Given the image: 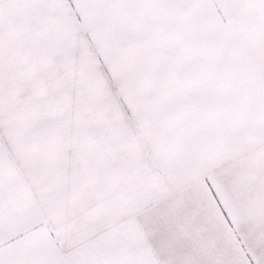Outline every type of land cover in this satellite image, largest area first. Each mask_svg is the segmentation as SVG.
<instances>
[{"label":"snow or ice","instance_id":"6c2138e0","mask_svg":"<svg viewBox=\"0 0 264 264\" xmlns=\"http://www.w3.org/2000/svg\"><path fill=\"white\" fill-rule=\"evenodd\" d=\"M0 264H264V0H0Z\"/></svg>","mask_w":264,"mask_h":264}]
</instances>
